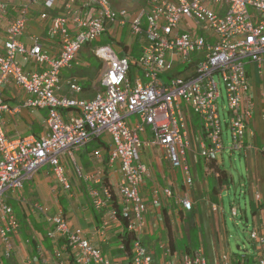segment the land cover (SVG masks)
<instances>
[{
  "label": "built area",
  "instance_id": "built-area-1",
  "mask_svg": "<svg viewBox=\"0 0 264 264\" xmlns=\"http://www.w3.org/2000/svg\"><path fill=\"white\" fill-rule=\"evenodd\" d=\"M41 1L53 7L56 0H25L20 13L10 23L5 51L0 52V245L3 254H13L12 236L19 232L20 220L7 201L18 194L39 168L50 165L63 189L72 184L61 156L68 155L76 174L102 184L105 197L92 190L98 207L114 203L111 216L122 223L125 232L135 237L128 264H153V254L144 246L141 233L148 227L147 204L140 186L147 171L141 160L145 146L164 149L173 169L185 168L187 183L193 178L186 163L193 154L190 123L186 110L201 121L200 141L194 154L219 161L226 150L224 125L219 100L226 90L228 114L226 128L230 151L246 147L253 103L248 92L250 73L258 69L264 82V0H149L139 12L128 18L126 9H118L113 0H67L66 13L52 18L49 33L61 44L57 56L50 55L40 43L26 47L18 37L29 19V6ZM0 11L6 4L0 1ZM47 13L41 14L47 18ZM118 22L119 33L145 38L138 57L120 55L114 46L102 43L100 36L111 35ZM74 24V29L70 28ZM83 45L100 57L101 89L91 99L60 97L61 75L72 65ZM24 61H35L42 69L26 71ZM183 66V69H179ZM136 74V75H135ZM14 81L29 95L27 105L48 111V132L42 137L28 135L10 138L6 133L2 110L8 106L3 90ZM73 94L83 85L70 82ZM226 107V109H225ZM97 141V142H96ZM96 143L93 155L107 156L109 168L117 167L120 182L113 187L107 172L86 173L77 151ZM264 149V144H263ZM171 194L170 190H166ZM158 200H154L157 203ZM192 210L190 199L182 201ZM50 223L48 234L55 242L59 264H121L111 261L79 226L71 224L60 209L48 215L47 206H39ZM251 240L257 247L255 260L264 264V227H253ZM61 243V245H60ZM123 247L125 249L124 243ZM224 264H233L223 256ZM166 264H208L205 256L185 254Z\"/></svg>",
  "mask_w": 264,
  "mask_h": 264
},
{
  "label": "crops",
  "instance_id": "crops-1",
  "mask_svg": "<svg viewBox=\"0 0 264 264\" xmlns=\"http://www.w3.org/2000/svg\"><path fill=\"white\" fill-rule=\"evenodd\" d=\"M0 1L6 4V11H0V52H4L9 25L19 15L25 0ZM113 1L114 6L119 9L123 0ZM148 2L149 0H144L143 7ZM66 6L67 0H56L53 7H47L41 1L30 4L27 28L18 37L19 41L26 47H32L38 42L50 52V55L57 56L61 44L58 38L49 33V29L52 18L66 13ZM141 9L133 12L132 16ZM43 13H47V18L41 17ZM69 26L74 29V24ZM119 34L118 53L123 55L126 52L131 56H137L143 45L139 49L134 48V40L130 39L136 36H128L125 32ZM122 45H127V49H123ZM85 59L89 60L88 54ZM20 61L26 71L42 69V65L35 61H24L21 57ZM89 66L84 60L73 62L67 67L61 75V89L56 91V95L93 98L101 89V74L95 80L87 74L79 79L76 77L81 70ZM100 66L101 63L98 69H101ZM250 78L251 87L248 95L251 97L253 109L246 147L239 150L245 158V174L240 176V185L244 186L245 195L249 200L253 227L260 228L264 227V82L255 67L251 69ZM70 82L83 85L82 92L73 94L69 87ZM30 96L14 81H9L4 87L3 99L8 107L2 110L1 116L10 138L28 135L42 137L48 132V111L27 105ZM186 113L190 123L193 154L188 153L184 165L189 167L193 178L191 184L187 183L185 168L173 169L161 146L153 144L145 146L142 150L141 160L147 166V171L140 191L143 201L147 204L148 223V227L140 235L142 243L153 254V264L176 262L185 254L194 255L200 252L208 264H224V255L233 264H250L257 255L255 242L252 241L253 251L246 249L241 253H234L227 228L223 193L231 187L230 179H233L235 185L237 182L235 183L234 176L227 169L224 168L227 177H223L217 171L218 166L223 167V158L216 161V167H211L208 160L203 161L200 156L194 154L200 141L201 121L190 110H186ZM90 145L77 151L84 171L86 173L106 171L110 183L116 188L121 178L118 168H109L106 155L94 156L93 151L98 148V144ZM65 159L69 160L68 155L61 156L62 162L67 165ZM69 168L71 167L67 165V175L72 184L70 191L63 189L51 169L44 171L42 166L32 179L25 182L24 188L18 194L8 196L7 201L14 207L21 227L19 232L12 236L14 251L10 257L3 254V247L0 245V264H59L55 242L48 234L50 223L39 206H47L48 215H54L62 209L71 224L83 228L92 244L100 248L111 261L129 263L128 254L123 247V235L126 233L124 223L111 216L112 208L118 206L117 200L107 206L98 207L92 190H98V196L104 198L102 184L75 175ZM167 189L171 194L167 193ZM156 199L158 202L154 203ZM184 199L193 202L192 210H187L183 206ZM31 229L34 230V235L29 234ZM39 233H43V236L40 237ZM28 243L34 250L29 248ZM65 263L76 264L72 260Z\"/></svg>",
  "mask_w": 264,
  "mask_h": 264
},
{
  "label": "rangeland",
  "instance_id": "rangeland-1",
  "mask_svg": "<svg viewBox=\"0 0 264 264\" xmlns=\"http://www.w3.org/2000/svg\"><path fill=\"white\" fill-rule=\"evenodd\" d=\"M148 4V3H146ZM145 4V5H146ZM144 5V0H123L121 2L120 9H126L128 11L127 17H132L133 12L141 9ZM111 35L108 33H105L103 36H100V40H108L110 43L114 46L116 50H118V42L117 39L119 38V25L118 22L112 27L111 29ZM130 40H134L135 47L139 49L144 43L145 38L144 36L137 38L134 37ZM140 51L137 52V56H139ZM87 54L89 56V60L86 61ZM87 63V65H90L87 69L81 70L78 75L76 76L78 79L83 76L84 74H87L90 76L92 80L98 79L100 74L102 73V65L100 66L101 69H98V65L101 62V59L99 56H97L94 53V50L88 46L83 45L78 50L76 60L74 63H78L79 61H84ZM179 69H183V66H179ZM136 75V74H135ZM222 92L223 97L220 98L219 103L221 107V113H222V120L224 125V136L226 141V150H224L222 154L223 158V167L227 169L233 176L235 185L232 181L233 179H230V185L231 187L226 190L223 193L224 197V209H225V215H226V221H227V228L229 231V237L231 242V249L234 253H241L243 250L253 251L252 246V240L250 237V231L253 227V214L250 209L249 200L248 197L245 195L244 192V186L240 185V176L245 174V158L240 154L239 150H236L234 152H231L229 147H231V139L229 137V131L226 128L225 119L228 118V114L224 111L223 107L227 105V97H226V90L224 88V85H222ZM226 109V107H225ZM97 142V141H96ZM94 143H92L93 145ZM90 145V146H92ZM203 161L206 160L205 158H202ZM67 162V165L70 166V170H73L72 172L76 175L74 172V167L70 160L65 159ZM53 171L52 167L49 165L44 166V171ZM27 234V233H26ZM30 235H34L35 232L33 229H31ZM27 234V235H29ZM40 237L43 236V233L38 234ZM239 245V246H238ZM29 248L34 250V247L31 246L30 243H28ZM27 250V249H26ZM25 250V251H26Z\"/></svg>",
  "mask_w": 264,
  "mask_h": 264
},
{
  "label": "trees",
  "instance_id": "trees-1",
  "mask_svg": "<svg viewBox=\"0 0 264 264\" xmlns=\"http://www.w3.org/2000/svg\"><path fill=\"white\" fill-rule=\"evenodd\" d=\"M110 41L108 40H104L102 43H109ZM120 45V43H118ZM124 46L123 49H127V45H122ZM124 54H127L126 52H124ZM209 165H211V167L213 166H217L216 165V161L215 160H210L209 161ZM217 171H219V174H221L223 177H227V173H226V170L224 169V167H220L218 166V168H216ZM124 225H128V218H125V217H121ZM135 235L133 232L131 231H127L124 235H123V243H124V246H125V250H127L128 252L130 251L131 249V246H132V241L134 239Z\"/></svg>",
  "mask_w": 264,
  "mask_h": 264
}]
</instances>
